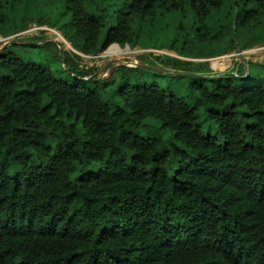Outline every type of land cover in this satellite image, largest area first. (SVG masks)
I'll list each match as a JSON object with an SVG mask.
<instances>
[{
	"label": "trees",
	"instance_id": "obj_1",
	"mask_svg": "<svg viewBox=\"0 0 264 264\" xmlns=\"http://www.w3.org/2000/svg\"><path fill=\"white\" fill-rule=\"evenodd\" d=\"M168 15L193 23L139 49L207 60L264 44V0H0V38L45 27L96 56L134 49ZM47 40L0 51V264H264V84L188 83L194 109L117 75L143 66L86 68ZM30 46L70 84L18 57ZM153 58L179 78L214 73L211 61ZM243 65L247 76L264 61Z\"/></svg>",
	"mask_w": 264,
	"mask_h": 264
},
{
	"label": "rangeland",
	"instance_id": "obj_2",
	"mask_svg": "<svg viewBox=\"0 0 264 264\" xmlns=\"http://www.w3.org/2000/svg\"><path fill=\"white\" fill-rule=\"evenodd\" d=\"M49 23L54 27V29L60 30L64 25V20L62 21L61 18L56 19L53 16L49 15L48 17ZM193 21L189 15H186L185 18H180L179 16L168 15L153 26L144 30L143 37L138 41L137 45L134 49H137L135 52L127 55L121 56L119 58L115 56H105L96 55V56H83L78 55L81 58L80 66L83 67H95V68H103L107 62L111 61H121L125 60L128 62L126 66H143L139 67L138 69L131 70L128 72L127 69H118L117 75H132L134 79L139 80L141 83L146 84L147 86L156 85L164 90L173 91L174 95L180 96L182 98L187 99L189 106H192L194 109L197 107L195 105V101L191 98L190 93H186L185 86L188 83L192 84H205L208 86H227L230 85L232 87L240 88V89H247L252 87H257L259 85L264 84V68H262V72L253 74V71L250 69L248 75L246 76V67L243 65V71L237 69L238 64H245L248 61L254 62H262L264 61V44L257 45L252 49L258 48L248 54L247 56H237V57H227L226 59H220L212 61L213 62V72L214 73H202L197 75L200 77L199 79H184L176 77L166 70H160L159 61L155 60L153 57H159V59H163L165 57L177 58V56H172L168 51L164 52V50L155 51L150 49H139L141 47H162L166 48L169 45V41L175 37V34L181 33L179 28L182 26L183 28L188 31L189 26ZM31 27V28H30ZM34 29V30H33ZM53 30V29H52ZM55 31V30H54ZM27 32V33H26ZM41 35L47 37V42H53L62 51L71 52L73 53L71 47L68 49L56 36L50 33L47 28L45 27H35L30 25L28 29L23 32H20L16 35L9 36L7 38H0V51L7 46L9 43L14 42L18 39H24L27 37H34L36 35ZM59 33V32H58ZM59 40V41H58ZM132 49V50H134ZM40 47H25L18 51V57L21 58L24 62H33L38 64H48L52 70L53 75L70 84L69 79L65 76V74L61 71L58 60L50 57L49 55L42 54L40 52ZM131 50V51H132ZM149 50V51H148ZM199 50V49H198ZM129 51H123L121 54H125ZM137 52V53H136ZM106 53V52H105ZM104 53V54H105ZM209 55L214 53H207ZM206 54V55H207ZM228 54H224L223 56H228ZM83 56V57H82ZM142 56L145 58L143 60L144 64L141 65L138 62L140 60H136L137 57ZM85 57V58H84ZM222 57V56H221ZM179 59V58H178ZM182 60V59H181ZM191 60V59H190ZM138 61V62H137ZM186 61V60H185ZM206 61V60H203ZM193 63L202 62V60H192ZM152 64H155L156 67H152ZM149 67V68H148ZM236 67V69H234ZM234 69L233 72H230ZM114 69H109L107 73L100 76L99 79H103L104 76H107L109 73H112ZM128 77V76H127ZM101 96L104 97L107 93H100ZM210 136L217 138L218 134L216 130H212L209 133Z\"/></svg>",
	"mask_w": 264,
	"mask_h": 264
},
{
	"label": "bare ground",
	"instance_id": "obj_3",
	"mask_svg": "<svg viewBox=\"0 0 264 264\" xmlns=\"http://www.w3.org/2000/svg\"><path fill=\"white\" fill-rule=\"evenodd\" d=\"M31 28V27H30ZM34 30V29H33ZM50 33H52L54 36H56L68 49H70V45L66 42V41H64V39L62 38V36L57 32V31H54V30H52V29H47ZM27 33V32H26ZM115 45V44H114ZM132 49H130V50H125V51H129V52H127V53H125V54H121V52L120 51H117L116 49H109L108 51H106V53L104 54L103 53V55H105V56H115V57H117V58H119V57H121V56H127V55H129V54H131V53H133V52H135L137 49H134V50H132ZM75 51V50H74ZM149 51V50H148ZM164 52H166V51H164ZM74 53V52H73ZM137 53V52H136ZM167 53H169L170 55H172V56H175V54L174 53H172V52H167ZM227 54V53H226ZM80 56V55H79ZM83 57V56H82ZM85 58V57H84ZM227 57H225V56H222L221 57V59L223 60V59H226ZM214 61H217V60H214Z\"/></svg>",
	"mask_w": 264,
	"mask_h": 264
},
{
	"label": "built area",
	"instance_id": "obj_4",
	"mask_svg": "<svg viewBox=\"0 0 264 264\" xmlns=\"http://www.w3.org/2000/svg\"><path fill=\"white\" fill-rule=\"evenodd\" d=\"M258 48H255V49H246V50H242V51H233L231 52L230 54H228V56H225V57H237V56H247L248 54H251L252 51L254 50H257ZM107 50V49H106ZM103 53L101 54H98V55H101L102 56ZM217 60H220L221 59V56L220 57H217L216 58ZM215 58L213 59H207V61H214Z\"/></svg>",
	"mask_w": 264,
	"mask_h": 264
},
{
	"label": "water",
	"instance_id": "obj_5",
	"mask_svg": "<svg viewBox=\"0 0 264 264\" xmlns=\"http://www.w3.org/2000/svg\"><path fill=\"white\" fill-rule=\"evenodd\" d=\"M34 26V25H33ZM1 39H3V38H1ZM6 46H4V48H5ZM3 48V49H4ZM123 48H128V46L127 45H125ZM73 51V50H72ZM74 53H77V52H75V51H73ZM78 54V53H77ZM80 55V54H79ZM177 58H179V57H177ZM179 59H182V60H186V61H192V60H190V59H184V58H179ZM203 61V60H202ZM207 61V60H206ZM107 64V63H106ZM135 66H137V65H135ZM149 68V67H148ZM176 75L177 76H183L182 74H180V73H176Z\"/></svg>",
	"mask_w": 264,
	"mask_h": 264
}]
</instances>
